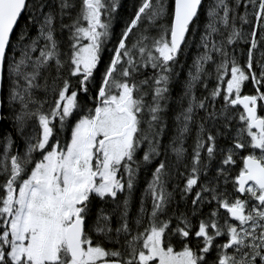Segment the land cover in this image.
<instances>
[{
  "label": "snow or ice",
  "instance_id": "6c2138e0",
  "mask_svg": "<svg viewBox=\"0 0 264 264\" xmlns=\"http://www.w3.org/2000/svg\"><path fill=\"white\" fill-rule=\"evenodd\" d=\"M202 3L134 0L116 35L113 21L123 7L121 0H82L76 19L71 25H62L70 29L73 41L67 58L62 59L55 37L56 8L48 0H0V69L7 65L8 70L7 91L0 93L4 157L0 174L5 176L0 182V264H264V115L260 114L264 111V51L259 57L255 54L258 45H264V0H214L208 7L201 35L204 52L184 85L188 106L177 116V120L182 117L179 131L183 137L195 110L206 112L181 189V199L195 192L191 212L169 215L173 194L167 190L168 164L161 160L145 190L152 200L151 211L142 198L136 217L138 226L145 219L148 226L135 235L131 232L129 206L137 173L161 154L163 126L159 130L156 126L162 102L170 91L173 65L188 42V33L200 20ZM242 4L243 14L238 11ZM71 7L69 0H60V15ZM243 25H250L247 33ZM33 27L36 36L30 35ZM221 27L230 31L226 41L217 43L214 35H222ZM14 34L16 45H21L19 59L15 55L9 58L16 48ZM114 36L105 61L103 53ZM240 40L249 41L243 64L227 51V45ZM37 51L39 55L34 56ZM210 52L221 57L219 63ZM209 61L215 64L218 81L210 97L212 101L222 97L220 111L214 106L209 111L207 98L198 100L193 94ZM149 66L153 70L152 102L146 104L147 93L141 85L149 80L138 84L133 75ZM45 70L51 85L46 76L43 87L45 91L50 87L53 95L47 111L43 110L47 100L34 99V90L41 87L38 78ZM248 83L253 91L244 94ZM34 104L39 107L33 109ZM238 107L242 108L238 116L242 127L230 147L219 149L222 159L216 176L201 183L202 167L207 175L218 149L212 131L201 138L204 121L223 120L227 128L235 119L230 109ZM145 110L147 121L142 119ZM73 117H77L74 123ZM31 120L38 122L39 131L29 132ZM7 124H11L10 130ZM69 131L70 137L62 143L61 134ZM14 136L24 140L23 152H10L16 143ZM145 143L148 147L137 160V151ZM204 149L209 163H203ZM238 150L248 154L242 156L243 166L232 181L233 192H222L219 179L224 177L228 183L226 166L236 163ZM172 151L178 161L184 157L182 139ZM125 192L118 204L120 226L113 229L109 213L97 208L96 201L118 202ZM213 201L216 207L204 215V205ZM198 216L202 218L193 223ZM93 233L119 246L106 247ZM122 235L128 237L123 244ZM174 240L180 244L179 251Z\"/></svg>",
  "mask_w": 264,
  "mask_h": 264
},
{
  "label": "trees",
  "instance_id": "16d2710c",
  "mask_svg": "<svg viewBox=\"0 0 264 264\" xmlns=\"http://www.w3.org/2000/svg\"><path fill=\"white\" fill-rule=\"evenodd\" d=\"M230 3L233 2V0H229ZM123 7L119 10V16L113 21V31L116 35H118L122 28L124 27L125 20L129 16L131 12V6L134 3V0H121ZM174 2V0H173ZM214 2V0H203L202 8L200 12V20L198 24L193 25V31H190L188 33V42L185 45L184 49L181 51V53L177 57V63L173 65L174 71L171 74V81H170V91L167 95V99L162 102V112H161V120L160 124L156 126L157 130H159L160 126H163V131L159 136L160 140V155L156 157L150 164L148 165H142L140 170L137 173L135 188L132 191L131 194V201L129 206V222L131 227L132 235H135L137 231H144V228L148 226V220L145 219L143 224L137 225L136 224V217L139 212L141 199H144L145 206L147 210L151 211V205L152 200L149 194L146 193V189L148 186V183L152 179V172L154 171L155 167L158 165V163L161 160H165L168 164L167 171L169 172V176L166 177L167 179V190L171 192L172 200L171 204L169 206V215H171L174 212H191L192 205H191V198L194 197L195 192H192L187 195L185 199H181V189L184 187V179L187 175L188 171H190L191 161H192V155H193V149L195 147L197 134H198V127L201 123V118L206 116V112L201 109H196L193 116L194 119L189 125V131L187 133L183 134V137L180 136V128L182 127V117L180 120H177V116L188 106L189 97L184 95L185 91V83L190 79L189 73L195 72L194 63L195 61L203 54L204 48L201 44V35L205 32V24L207 22L206 17V11L208 7ZM48 3L53 5L56 8V21H55V37L58 41L59 45V51L64 54L62 55V59H66L67 55L70 52V45L73 42L70 39L71 31L67 27H62V25H71L73 20L76 19L78 13L80 12V7L82 0H69V3L72 5L71 8L65 10V14L63 16L60 15L59 10V3L60 0H48ZM243 4L240 6L238 11L243 14L244 11ZM24 18H21L20 24L23 25ZM237 26L241 27L239 22H237ZM144 26L141 25V29ZM244 27V25L242 26ZM247 29V30H246ZM245 31H249L250 27H247ZM224 34H219L220 39L222 41H226V37L228 34V31L230 29H222ZM20 28L17 27L16 32L19 33ZM140 29H137V32H139ZM246 32V33H247ZM37 29L36 27H33L31 30L30 35L36 36ZM136 33L133 34L132 38L129 41V44L131 45L132 41L135 40ZM13 44L16 45V34L13 35ZM41 44H43V41H40ZM113 43H115V36L113 38L112 43H108L106 45L105 51L103 53L104 60L107 61L109 57V49L112 48ZM249 46V41L247 40H240L239 42L234 43L233 45H227V51L234 55L238 61L244 63L247 59V48ZM20 49L21 45H16L15 52L9 53V58H11L13 55L17 59L20 58ZM213 56L216 63H219L221 57L216 53H209ZM35 55H39V52H35ZM54 64V62H53ZM103 67V65H101ZM205 72L202 74V77L199 81L195 82V86L193 88V94L197 97L198 100L205 99L206 104L208 105V110L211 111L213 106L217 111H220L223 108V99L222 97H217L215 101H212L210 97L211 90L216 86L218 81L216 80V74H215V64L209 61L204 65ZM7 73V65H5L2 68V80H1V93H5L7 91V85L8 80L6 77ZM52 74H54V69L52 70ZM48 78V84L51 85V78L49 75V71L45 70L42 75L38 78V83L41 85L39 88V92H37V89L35 90L34 94L38 97L37 101H45L49 100L51 101L53 98L51 89L49 87L48 91H45L43 85L45 84V77ZM153 76V70L151 67L142 68L141 71L137 74L133 75V80L136 83H140V81L149 80V83L146 85H141L142 91L144 93H147L145 95V103L150 104L152 102V84L150 78ZM224 84V82H223ZM206 85V87H205ZM246 88V86H245ZM41 89V90H40ZM244 90V94H246ZM37 93V94H36ZM41 94V95H40ZM140 93H137V96H139ZM34 96V97H35ZM49 107V103H45L43 105V110L47 111ZM242 111L240 107L236 109H230L229 114L235 115V119H233L228 127H224L225 122L223 120H218L216 122H213L211 120L204 121L205 126V132L202 135V139L206 137L208 131H212L213 134L217 135V155L216 158L209 163L207 158V151L206 149L202 150V157H203V163H209V168L206 170L207 175H205V171L202 167L201 172V183H204L206 179H211L216 176V170L220 164V161L222 159L219 149L224 148L227 149L231 146L232 138H235L237 135L238 130L242 127L241 122L238 119L239 113ZM77 117L72 118V122H75V119ZM143 120H148L147 111L145 110V114L142 117ZM8 130L11 129V124H7L5 126ZM142 128H147V124H142ZM70 137V131L67 132V134H61V142L66 138ZM14 139L16 141L15 145L10 149V152L12 154H16L17 151L23 152L21 149L22 146V140L20 137L14 136ZM181 139L183 141V147L185 149L184 157L181 160H177V157L175 153L172 151L173 146H180ZM148 145L142 144L140 149L137 151L136 158L137 160H141L144 154V150L147 149ZM248 153L243 150H238L237 155L235 157L236 163L226 166L229 177H228V183L225 184L224 177H220L219 179V185L220 190L226 191L228 193L233 192V186L232 181L235 177V175L238 174L240 168L243 166L242 163V156L247 155ZM1 157H2V141H0V165L1 163ZM38 157V156H37ZM10 165V161H9ZM5 180V176L3 174H0V182H3ZM126 180V177H125ZM196 191H199V188L196 189ZM127 195V192L124 194H121L119 197L118 202H112L109 201L107 204H102L100 201H96L97 208L103 207L106 209V211L110 215V224L113 229L120 226V213L121 209L118 207V204L123 201L124 196ZM234 198V197H233ZM216 207V202L213 201L210 205L205 204L202 212L204 215H206L212 208ZM221 213H224V210H220ZM163 218V217H162ZM202 217H197L196 220L193 221V223H198V220ZM91 220L89 223L91 224ZM175 226V222L173 223V227ZM93 236L98 241H103L106 247H118L119 245H112L108 243L107 240H105L104 237L98 236L95 233H93ZM128 237L121 236V244H123L124 240ZM222 241L218 238L217 243H221ZM193 244H195V240H193ZM173 246L177 251L180 250V244L178 241H173ZM215 253H213L214 255ZM211 259V257H210Z\"/></svg>",
  "mask_w": 264,
  "mask_h": 264
},
{
  "label": "rangeland",
  "instance_id": "374dc122",
  "mask_svg": "<svg viewBox=\"0 0 264 264\" xmlns=\"http://www.w3.org/2000/svg\"><path fill=\"white\" fill-rule=\"evenodd\" d=\"M229 3H230V1H229ZM242 10L245 11L244 6H243V9H242ZM247 11H248L249 13L252 12V8H251V6L248 7ZM253 22H254V21H253ZM247 27H250V25H244L243 30L245 31V29H246ZM222 29H223V27H221V33L224 34V32H223ZM246 30H247V29H246ZM246 32H247V31H245V33H246ZM214 39L217 41V43H219V42L222 41V40L220 39L219 34H215V35H214ZM257 39H258V41H259V39H260L259 34H258ZM260 51H264V45H258V49L255 50V54H256L257 57H259V55H260ZM242 64H243V63H242ZM6 77H8V70H7V73H6ZM224 86H226V81H224ZM35 90H36V89H35ZM35 90H34V92H35ZM38 90H39V88H37V92H39ZM40 90H41V89H40ZM244 90H246V91H245L246 94H250V93L253 91V85H251L250 83H248V84L246 85V88L244 87L243 92H244ZM36 94H37V93H36ZM40 95H41V94H40ZM34 96H35V94H34ZM52 98H53V97H52ZM34 99L38 100V97L35 96ZM51 102H52V100H51V101L48 100L49 107H50V105H51ZM262 103H264V102H262ZM36 107H39V104H34V105H32V108H33V109H35ZM49 107H48V108H49ZM181 119H182V118H181ZM33 129H35L36 131H39L38 122L35 121V120H31V121L29 122V128H28L29 132L31 133ZM21 140H22V146H21V149H22V151H23V150H24V140H23L22 138H21ZM53 142H55V141L53 140ZM37 156H38V155H37ZM37 158H39V156H38ZM3 161H4V157H3V154H2V157H1V163H3ZM9 161H10V160H9Z\"/></svg>",
  "mask_w": 264,
  "mask_h": 264
},
{
  "label": "water",
  "instance_id": "95a60500",
  "mask_svg": "<svg viewBox=\"0 0 264 264\" xmlns=\"http://www.w3.org/2000/svg\"><path fill=\"white\" fill-rule=\"evenodd\" d=\"M2 69H0V93H1ZM241 108V107H240ZM242 109V108H241Z\"/></svg>",
  "mask_w": 264,
  "mask_h": 264
},
{
  "label": "flooded vegetation",
  "instance_id": "af4514ba",
  "mask_svg": "<svg viewBox=\"0 0 264 264\" xmlns=\"http://www.w3.org/2000/svg\"><path fill=\"white\" fill-rule=\"evenodd\" d=\"M260 114H261V115H264V111H262Z\"/></svg>",
  "mask_w": 264,
  "mask_h": 264
}]
</instances>
